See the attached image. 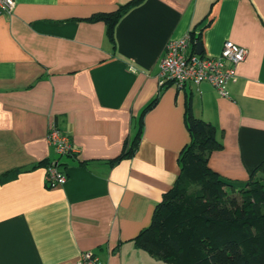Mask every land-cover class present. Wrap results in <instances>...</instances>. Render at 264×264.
Returning <instances> with one entry per match:
<instances>
[{"label":"crops","instance_id":"1","mask_svg":"<svg viewBox=\"0 0 264 264\" xmlns=\"http://www.w3.org/2000/svg\"><path fill=\"white\" fill-rule=\"evenodd\" d=\"M129 1L15 0L0 16V264H79L85 251L106 264H168L134 238L180 174L189 99L223 143L213 169L243 183L264 160V0H144L118 21L114 44L88 18ZM186 35L189 54L193 37L204 56L228 41L247 48L229 97L208 82L160 84L167 42ZM141 117L134 156L115 160ZM52 124L73 154L50 144ZM53 160L67 181L50 187Z\"/></svg>","mask_w":264,"mask_h":264},{"label":"trees","instance_id":"2","mask_svg":"<svg viewBox=\"0 0 264 264\" xmlns=\"http://www.w3.org/2000/svg\"><path fill=\"white\" fill-rule=\"evenodd\" d=\"M143 1L130 0L88 19L104 21L115 44L118 21ZM192 41L195 50L200 38ZM157 100L150 101L142 116ZM185 123L190 141L179 155L180 174L135 243L168 264H264V160L243 183L227 178L209 164L212 153L223 148L216 126L194 115L190 99ZM141 135L142 117L129 146L115 160L133 157ZM258 173L262 177L255 179Z\"/></svg>","mask_w":264,"mask_h":264},{"label":"built area","instance_id":"3","mask_svg":"<svg viewBox=\"0 0 264 264\" xmlns=\"http://www.w3.org/2000/svg\"><path fill=\"white\" fill-rule=\"evenodd\" d=\"M15 0H0V16L10 15L14 11ZM190 36L171 39L164 48V54L159 63V79L163 86L174 83L179 88L191 83L199 85L202 82L212 84L219 94L229 97L228 84L237 77V67L247 56L246 47L233 42H225L217 56H204L196 52L188 53ZM48 140L59 155H69L76 151L69 135L63 132L57 124H52ZM46 181L50 187L63 185L67 174L60 168L59 160L50 161L46 165ZM79 264H106L92 251L82 253Z\"/></svg>","mask_w":264,"mask_h":264},{"label":"water","instance_id":"4","mask_svg":"<svg viewBox=\"0 0 264 264\" xmlns=\"http://www.w3.org/2000/svg\"><path fill=\"white\" fill-rule=\"evenodd\" d=\"M196 52L200 55L203 53V45L201 42L197 43L196 45Z\"/></svg>","mask_w":264,"mask_h":264},{"label":"rangeland","instance_id":"5","mask_svg":"<svg viewBox=\"0 0 264 264\" xmlns=\"http://www.w3.org/2000/svg\"><path fill=\"white\" fill-rule=\"evenodd\" d=\"M262 177L261 173L256 174L255 179Z\"/></svg>","mask_w":264,"mask_h":264}]
</instances>
